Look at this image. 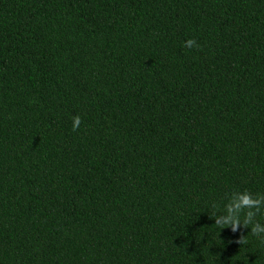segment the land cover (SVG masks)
<instances>
[{
    "label": "trees",
    "instance_id": "obj_1",
    "mask_svg": "<svg viewBox=\"0 0 264 264\" xmlns=\"http://www.w3.org/2000/svg\"><path fill=\"white\" fill-rule=\"evenodd\" d=\"M244 190L264 0H0V264H264Z\"/></svg>",
    "mask_w": 264,
    "mask_h": 264
},
{
    "label": "clouds",
    "instance_id": "obj_2",
    "mask_svg": "<svg viewBox=\"0 0 264 264\" xmlns=\"http://www.w3.org/2000/svg\"><path fill=\"white\" fill-rule=\"evenodd\" d=\"M187 47L196 46L194 39L186 41ZM80 124V117H74L73 130L75 131ZM213 208L217 211L212 213L210 217L215 219V225L218 230L230 228L233 233L237 232L241 227L251 228V234L260 239L264 244V224L256 220V216L264 208V194H253L250 191H236L228 197V202L224 205L223 210L214 204ZM220 213V214H217ZM243 216V219H241ZM236 243L246 245L248 240L246 236L241 235Z\"/></svg>",
    "mask_w": 264,
    "mask_h": 264
}]
</instances>
